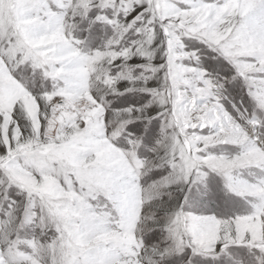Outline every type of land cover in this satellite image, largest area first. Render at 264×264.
I'll return each instance as SVG.
<instances>
[{"label": "snow or ice", "instance_id": "6c2138e0", "mask_svg": "<svg viewBox=\"0 0 264 264\" xmlns=\"http://www.w3.org/2000/svg\"><path fill=\"white\" fill-rule=\"evenodd\" d=\"M0 264H264V0H0Z\"/></svg>", "mask_w": 264, "mask_h": 264}]
</instances>
